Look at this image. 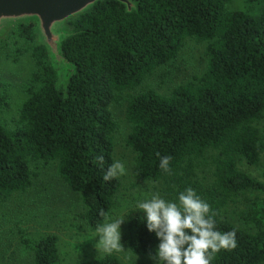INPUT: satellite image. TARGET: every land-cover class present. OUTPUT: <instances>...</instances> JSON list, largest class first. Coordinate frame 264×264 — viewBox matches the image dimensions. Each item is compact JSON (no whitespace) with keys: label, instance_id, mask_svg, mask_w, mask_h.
<instances>
[{"label":"trees","instance_id":"obj_1","mask_svg":"<svg viewBox=\"0 0 264 264\" xmlns=\"http://www.w3.org/2000/svg\"><path fill=\"white\" fill-rule=\"evenodd\" d=\"M135 1L137 11L104 0L69 20L74 33L61 48L76 71L66 88L56 85L33 24H17L0 40L7 59L28 55L34 65L11 128L1 117L10 106V83L0 79V200L32 185L31 162H54L57 176L80 196V218L91 228L104 223L99 213L108 215L121 185L118 176L102 179L114 163L110 106L126 100L130 131L124 142L134 152L133 175L159 182L166 199L177 202L179 192L192 187L211 206L216 229L235 230L237 247L221 249L211 264H264V206L236 204L247 193H264V182L239 168L242 161L259 164L264 151L258 127L264 118V0H248L250 7L259 4L256 14L229 11L231 0ZM188 38L205 43L201 75L167 94L146 88L122 96L173 61ZM100 155L103 169L95 162ZM163 156L171 157L169 172L159 167ZM208 165L211 181L196 173ZM230 203L238 207L237 223L227 215ZM132 212L127 246L149 254L159 241L140 219L143 213ZM31 249L33 264H60L56 235L32 240ZM73 264L121 263L104 254Z\"/></svg>","mask_w":264,"mask_h":264},{"label":"rangeland","instance_id":"obj_2","mask_svg":"<svg viewBox=\"0 0 264 264\" xmlns=\"http://www.w3.org/2000/svg\"><path fill=\"white\" fill-rule=\"evenodd\" d=\"M227 9L256 14L259 12V4L250 7L248 0H231ZM204 49L205 43L186 39L173 61L158 67L139 86L124 91L122 96H130L146 88L167 94L175 86L201 75L206 68ZM33 70V61L28 55L20 58L18 62H13L0 50V79L10 83V106L2 112L1 117L10 128L14 126L17 109L26 98L24 84ZM110 109L116 124L113 134L114 162L120 161L126 169L124 175L118 176L121 185L108 213V216L115 218L127 215L133 210L137 200L149 196L152 191H158L165 199L166 197L159 182L141 180L133 175L134 152L124 142L130 131V123L125 116L126 100L112 102ZM258 127L264 139V118L258 123ZM208 166L196 170L197 175L205 181L212 180L211 168ZM239 168L264 182V151L259 164L253 166L242 161ZM31 169L32 185L22 192L13 193L0 200V264H33L31 241L50 234L57 236L60 264H73L104 255L105 253L95 246L98 239L94 237L95 228H91L80 218L83 212L80 196L57 176L55 163L39 160L31 162ZM246 195L248 197L241 196L240 201H237L238 207L248 206L252 202H260L264 206V193ZM238 207L230 203L229 209L233 215L230 211L227 213L236 223L233 210ZM262 220L264 221V217ZM126 222L127 217L122 225L124 249L111 254H114L121 264H153L149 254L138 255L128 248Z\"/></svg>","mask_w":264,"mask_h":264},{"label":"clouds","instance_id":"obj_3","mask_svg":"<svg viewBox=\"0 0 264 264\" xmlns=\"http://www.w3.org/2000/svg\"><path fill=\"white\" fill-rule=\"evenodd\" d=\"M170 159L169 156L160 159L159 167L165 172L170 171ZM95 162L103 169V155L97 156ZM125 171L124 164L116 161L108 165L102 179L110 181ZM177 200L165 199L158 191H152L134 205L132 213H143L140 219L159 241L155 250L149 252L153 264H211L214 254L221 249L237 247L235 230L216 229L211 206L195 189L187 187L179 192ZM99 215L104 217V223L95 227L94 237H98L95 246L105 254L122 251V225L129 214L112 218L101 210Z\"/></svg>","mask_w":264,"mask_h":264},{"label":"water","instance_id":"obj_4","mask_svg":"<svg viewBox=\"0 0 264 264\" xmlns=\"http://www.w3.org/2000/svg\"><path fill=\"white\" fill-rule=\"evenodd\" d=\"M104 0H0V40L10 34L17 24H33L36 44L45 48L50 64L56 72V85L67 87L76 65L67 59L62 42L73 35L69 20L90 12L95 3ZM126 12L137 11V1L116 0Z\"/></svg>","mask_w":264,"mask_h":264}]
</instances>
